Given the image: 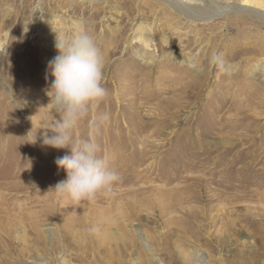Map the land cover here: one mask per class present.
Instances as JSON below:
<instances>
[{"label": "rangeland", "instance_id": "obj_1", "mask_svg": "<svg viewBox=\"0 0 264 264\" xmlns=\"http://www.w3.org/2000/svg\"><path fill=\"white\" fill-rule=\"evenodd\" d=\"M234 23L164 0H0V264H264V86L248 74L264 64V24ZM82 30L104 61L99 154L121 179L75 205L54 191L70 149L42 136L59 118L46 95L56 32Z\"/></svg>", "mask_w": 264, "mask_h": 264}, {"label": "clouds", "instance_id": "obj_2", "mask_svg": "<svg viewBox=\"0 0 264 264\" xmlns=\"http://www.w3.org/2000/svg\"><path fill=\"white\" fill-rule=\"evenodd\" d=\"M56 33L54 46L59 54L49 62L55 79L46 95L59 118L46 127L48 131L43 133L42 144L70 149V154L54 161L58 169L66 172V179L58 181L54 191L79 205L110 194L121 177L109 160L99 154L101 150L96 142L101 126L109 121L107 113L97 112L108 95L103 86V55L87 31L71 35ZM210 62L220 63L219 54L213 55ZM82 121L87 122V134L76 137L74 130ZM28 135L29 143L35 144V134Z\"/></svg>", "mask_w": 264, "mask_h": 264}, {"label": "bare ground", "instance_id": "obj_3", "mask_svg": "<svg viewBox=\"0 0 264 264\" xmlns=\"http://www.w3.org/2000/svg\"><path fill=\"white\" fill-rule=\"evenodd\" d=\"M164 1L168 4L175 6L181 14H183L185 17H187L189 19H192L193 21H195V20L206 21V20H212V18H214L216 16H220V15L226 16V18L228 20L236 21V23H234L233 25L238 26V32L239 33H242L241 29H244L245 25H247V24L251 23V25L253 26V29L259 28L260 25L259 24H258V26L256 25L259 22H260V24L261 23L264 24V1L243 0L244 2L239 3L238 5L232 4L230 6H224V7H219V6L215 5L214 9H207V8H205V6L203 8H200L198 6L199 3L193 2L192 0H164ZM203 3L209 4V0H203ZM211 3H214V2H211ZM202 5H204V4H202ZM237 12H238V14H246L250 17H249V19H247V18L243 17V15H242L241 17L240 16L238 17V20L230 19V13L234 14ZM258 20H260V21H258ZM149 30H152V29L149 28ZM254 35L257 36L258 34L256 33ZM193 40H194V38L188 37V38H186V43L193 42ZM143 42H144L145 47L150 46L148 41L143 40ZM195 42H198V40H195ZM242 48H244L245 50H248V52H250V49L252 47L249 48V47L242 46ZM145 50H142L139 52V56L143 59L148 57ZM242 50L243 49H239L237 52L236 51L232 52L231 55L232 56L239 55V54H241ZM261 54H264V53L261 52ZM155 56L156 55H154V54L150 55L146 62L148 64L153 63L155 61ZM184 61L190 67L194 68L198 73V74H196V76L200 77V72L202 73V70H201L202 65L201 64L203 62H200V59L191 53L187 54L186 57H184ZM49 62L50 61H48V63ZM248 74H250L253 77H255L257 75L262 76V79L260 78L261 80H260V82L259 81L258 82L262 86H264V64L262 62L258 63V60H254L251 63L250 67L248 68ZM191 87L193 88L194 85ZM261 99H262V97H261ZM260 103L263 104L264 102L260 101ZM194 256H193V254H191V256L189 255V257H194Z\"/></svg>", "mask_w": 264, "mask_h": 264}]
</instances>
